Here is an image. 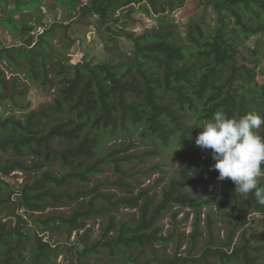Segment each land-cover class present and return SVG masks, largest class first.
Wrapping results in <instances>:
<instances>
[{"label":"trees","instance_id":"1","mask_svg":"<svg viewBox=\"0 0 264 264\" xmlns=\"http://www.w3.org/2000/svg\"><path fill=\"white\" fill-rule=\"evenodd\" d=\"M52 1L49 8L62 7L70 15L46 26L44 0H13V9L9 0H0V34L7 29L23 40L20 46H7L0 39V64L6 61L11 69L8 76L0 67V106H11L8 115L0 116V264H22L27 256L35 264L56 261L64 250L44 242L36 228L71 235L85 229L92 217L121 207L136 208L137 215L128 221L109 216L101 239L75 245L76 259L67 264H89L90 255L104 251L111 259L107 264H264V223L247 220L249 214H264L254 191L244 196L229 188L231 202L221 204L228 208L224 215L229 225L223 239L215 232L214 213L206 211L207 238L198 256L179 254L184 240L180 235L172 257L167 245L176 230L165 234L161 224L174 207V216L188 208L194 214L188 237L192 247L204 236L202 210L216 202L214 184H208L219 173L212 168L211 150L195 144L202 131L198 126L220 109L229 118L249 113L264 117V0H211L218 24L207 31L202 22L191 19L184 33L172 13L185 0ZM137 10L148 15L152 11L156 27L134 31ZM34 18L37 26L45 27L36 41L30 23ZM92 24L107 37L106 55L93 61L85 55L71 62L72 36L84 37ZM57 31H63L64 42L54 53ZM254 36L259 37L256 43L247 46ZM121 46L126 48L124 55L114 58ZM53 79L58 85L50 101L37 109L19 104L29 94V83L39 82L43 89ZM256 131L264 136V125ZM134 136L153 148L128 154L135 148ZM118 137L124 142L108 147ZM145 154L188 156L167 176L160 192L150 194L147 189L135 192L133 182L123 177L122 163L131 164ZM55 165L63 170L56 172ZM108 166L120 176L105 175ZM168 166L169 162L158 163L153 170L162 175ZM14 171L26 176L19 190L6 180ZM91 182L93 189H69ZM258 183L264 187V176ZM112 186L129 195L104 191ZM66 204L74 206L70 217L37 216L33 224L17 213L25 208L43 214L48 206ZM111 231L114 235L108 237Z\"/></svg>","mask_w":264,"mask_h":264},{"label":"rangeland","instance_id":"2","mask_svg":"<svg viewBox=\"0 0 264 264\" xmlns=\"http://www.w3.org/2000/svg\"><path fill=\"white\" fill-rule=\"evenodd\" d=\"M211 0H185L184 5L180 8H177L172 13V17L174 18L175 25L180 33H184L186 29V24L191 20L195 19L197 21L202 22L205 25V28L207 31L209 29L215 27L218 24V12L213 6ZM52 0H44L42 5V10L44 12V22L46 26H50L56 21H62L66 20L68 16L70 15L65 8L62 7H54L49 8L47 4L52 3ZM14 3L13 0H9V9H13ZM137 6H131L130 8L133 9ZM135 9V8H134ZM1 11V9H0ZM2 13L0 12V17ZM153 12L148 15L146 12H142L137 10L134 12L133 16L135 17V24H133L132 29L136 32H141L144 29H152L156 27L157 25V19L153 16ZM21 15H18L19 17ZM67 23V21H65ZM229 22L233 23V19L229 18ZM34 29H35V41L38 38V35L41 34L45 27H39L36 25V19L34 18L32 22H30ZM1 25V24H0ZM1 27V26H0ZM75 40V43L71 47V49L68 51L69 55H71V62H76L78 60L83 59V56H87L86 58L88 60H95L100 57H104L106 55L105 52V45L107 41V37H105L102 32L96 27L95 24H92L89 28V31L86 33V35L83 37L81 35H74L72 36ZM81 39V46H79V39ZM258 36H254L250 38L248 41H246L247 46H252L256 43L258 40ZM1 41L7 45V46H20L22 45V38L20 35H13L11 32H9L7 29H2V32L0 34ZM122 40V43L124 41V38H120ZM120 40L115 39L114 42L118 43ZM64 42V33L63 31H57L54 39H53V49L54 53L59 51L61 49V46ZM35 44V43H33ZM121 50L119 53H114L112 56L114 58H118V56L124 55V50L126 49L124 46L120 48ZM54 57L55 54L53 55ZM5 61V60H4ZM51 64V62H49ZM0 67L3 69H6V73L9 76L11 69L8 68L7 62H3L0 64ZM260 67V66H259ZM21 81L24 80V74L21 73L20 75ZM51 78V74L49 75ZM53 84H46L45 88L40 89V83L37 82L38 85H32L29 82V94L27 97L22 98L19 100V104L23 106H29L32 109H37L40 106H42L43 103L50 101L53 97L56 96V89L58 85V80L53 79ZM10 102H7L4 106H0V116L5 117L10 113ZM131 140H134V149L127 152L128 154L137 152L143 154L147 149L153 148L150 144H141V142L138 140L136 136H134ZM128 141V140H127ZM121 142H124V140L121 137H118L116 139H113L109 142V146L111 147L113 145H118ZM108 149V148H107ZM134 150V152H132ZM150 155H144L142 159L136 161L135 159L132 160V163H122V169L125 172L123 177H128L129 181H132L134 184V191L138 192L141 189H147L150 190V194L152 193H159L163 186L166 184L167 176H170L171 173H176L178 168L181 166V164L184 163L185 158L188 156L187 154H179L174 155L171 157H165L160 156H150ZM30 161V158H28ZM169 162L170 167H165V171L162 175L161 172L158 170H153L154 166H156L158 163H164ZM56 172H60L63 169L60 167L54 166ZM105 175L111 176L112 178H116L120 176V173H117L113 166H108V170L106 171ZM164 177V180H161ZM26 179V176L21 171H14L9 176H6V180L10 183V186L12 189L19 190L21 185L24 183ZM230 179H225L223 181L217 180L214 183H209L208 185H213L212 188L215 189L214 195L216 202L209 208H204L202 210V221L200 224V228L204 231V236H202L197 244L196 247H192V243L190 242L191 239L188 237L193 232V218L194 214L190 211L188 208H182L180 209V212L177 214V216H174V211L177 210L176 207L173 208V211L167 213L162 219L161 224L164 226V233L169 234L170 232H174L176 230V236L173 238V240L168 243L167 249L169 251V254L172 256L174 252V248L176 245V242L178 241V238L180 235H183V243L180 247L179 254L180 255H190V256H198L202 249L204 248V239L207 238V232H205V213L206 211H211L214 213L216 223H215V232L216 234L221 238H225L229 225L226 223V217L224 215V212L227 211L228 208H225L221 206V204L229 203L231 202V198L226 195V193L229 191V188L236 189L235 186L231 185ZM94 182H91L87 185H76L73 184L69 189L72 192H75L77 190L85 189H93L94 188ZM105 192H113L120 196L129 195L128 192L123 190H118L115 188V186L108 187L104 190ZM14 199L15 196L13 195ZM73 204H66L62 207H55V206H48L46 210L41 214V212H32V211H26L25 208H21L17 210V213H24L26 215V218L30 219V222L33 224V219L37 218V216H47V215H62L70 217L73 212ZM137 215V209L132 208H124L121 207L118 212L112 211L108 215L105 216H94L91 219H89L86 223V227L83 230H76L69 235V232L66 230H61L59 233H53V232H44L42 230V227L36 228V232L43 236L44 242L49 243L51 247H58L59 249H63L64 253L58 256L56 261L50 260L48 261L49 264H67L70 263L72 260L74 261L76 259L75 255V245H79L82 247L85 242L88 243H94L101 239L103 235V230L105 229L107 225V221L109 219V216L116 217L117 221L122 220H132ZM248 224H253L255 221L259 223H264V214L257 213V214H249L247 215ZM255 236L258 239H262V235L255 230ZM113 232L111 231L109 236H113ZM83 238V240H79V238ZM160 246H158L159 248ZM72 252V256H71ZM173 257V256H172ZM28 258V256H27ZM25 259V261L22 264H35L28 261V259ZM111 260L107 252H100L97 255H90L89 257V264H107L108 261ZM42 264H45V260L40 262ZM200 264H205L204 262H201Z\"/></svg>","mask_w":264,"mask_h":264},{"label":"clouds","instance_id":"3","mask_svg":"<svg viewBox=\"0 0 264 264\" xmlns=\"http://www.w3.org/2000/svg\"><path fill=\"white\" fill-rule=\"evenodd\" d=\"M264 117L255 113L240 118H229L217 110L210 120L198 127L202 129L195 139L201 150H211L218 171V180L230 179L236 193L247 196L254 191L257 201L264 205V187L258 178L264 176V136L258 134Z\"/></svg>","mask_w":264,"mask_h":264}]
</instances>
